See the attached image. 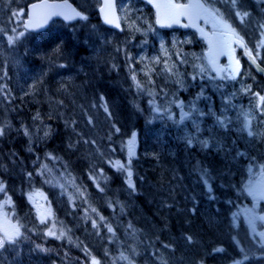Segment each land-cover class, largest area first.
I'll return each mask as SVG.
<instances>
[{
	"label": "rangeland",
	"instance_id": "rangeland-1",
	"mask_svg": "<svg viewBox=\"0 0 264 264\" xmlns=\"http://www.w3.org/2000/svg\"><path fill=\"white\" fill-rule=\"evenodd\" d=\"M75 1L85 11L95 10L102 3L101 0ZM30 2L0 0V128L4 129L0 146L14 143L15 130L19 129L15 117L21 114V109H27L17 101L29 96L33 102L30 109L34 111L22 127L27 131L30 147L51 138L52 118L62 119L65 126L76 130L74 146L83 144L94 189L83 185L70 168L40 158V171L51 176L47 187L18 196L17 187L2 183L0 217L13 220L16 226L26 228L27 233L31 229L43 237L68 239L85 252L86 264H239L243 259L264 264V248L251 244L250 229L240 218L225 217L229 212L227 207L215 208L197 199L199 187L209 189L217 176L235 190L237 198L241 192L255 193L249 188L256 189L254 179L256 176L257 181L260 179L264 160L253 156L250 150L257 147L260 138L254 141L245 138L242 147L236 144V133L243 131L242 123L245 124L248 114H253L248 106L238 107L234 114L230 112L235 106V96L248 93L254 96L252 107L264 108L260 100L264 97V83L256 88L250 83L233 88L221 85L214 96L225 93V99L208 98L209 106L198 105V89L189 91L191 83L202 86L205 77L214 76L204 61L201 51L205 49L194 47L189 34L166 35L156 26L152 12L133 0L120 3L124 34L94 24V20L67 28L75 39L86 38L85 50L89 51L70 67L73 57L61 40L44 45L41 34H32L31 38L25 29ZM232 10L236 16L237 12L250 11L239 7ZM220 12L227 15L228 9L221 8ZM257 22L254 15L248 23L254 26ZM60 23L56 22L52 30L63 32L62 28L58 29ZM82 30L93 33L96 41L92 43L84 33L80 34ZM9 36L16 38L14 42L9 43ZM27 55L38 62L30 63ZM89 61L99 62V68H108L110 73L117 74L123 68L128 82L124 89L126 98L144 115L146 133L162 137L159 145H154L153 138L146 142L142 137L146 133L140 132L134 141V155L129 157L128 142L134 132H126L117 121L122 120L119 103L115 107L107 101L111 99L105 94L106 89L99 99L92 97L80 83V73L74 71L75 67L83 71ZM200 107H205L203 115ZM184 113L189 115L182 119ZM217 117L225 121L226 127L217 123ZM214 122L219 129L214 128ZM207 128L208 135L202 132ZM245 131L244 127L247 135ZM177 141L182 144L178 152L171 150L172 143ZM8 152L14 161L20 160L14 147ZM169 153H173L175 161L166 158ZM241 155L243 160L239 158ZM142 156L155 161L152 168L157 176L140 180L132 173L129 178L126 171L115 166L120 161L132 172L130 165ZM231 163L237 164L241 171L229 169ZM112 168L125 172L126 177L118 179ZM178 168H184V172L179 173ZM148 169L151 167L139 169V173ZM231 172L237 177L229 178ZM129 179L134 187L129 186ZM226 196V203L233 202V196ZM9 199L11 202L5 203ZM20 206L23 208L19 216ZM187 212L199 220L188 219V229L184 230L179 216ZM174 219L180 224L178 230L174 229ZM189 227L203 228L205 242L211 241V246L196 249V239ZM49 231L55 235H48ZM23 238L19 236L15 244L0 250V264H61ZM46 255L50 258L46 259Z\"/></svg>",
	"mask_w": 264,
	"mask_h": 264
},
{
	"label": "trees",
	"instance_id": "trees-1",
	"mask_svg": "<svg viewBox=\"0 0 264 264\" xmlns=\"http://www.w3.org/2000/svg\"><path fill=\"white\" fill-rule=\"evenodd\" d=\"M93 14L94 12L91 14V16H93ZM61 34L62 33H57L56 36L58 35V37L61 38V44L65 45L67 50L71 48V55L73 57L71 63L72 67V64L77 63L78 50L83 47V44H80V42L77 41L78 39H75V37L71 35V33L65 34L63 36H61ZM56 36H49L48 38L44 37V42L54 40L56 39ZM27 57L31 59L29 60L30 62L34 61V59L30 58L28 55ZM35 60L38 59L35 58ZM96 74L97 73L94 72L91 77V81L93 84L96 79L99 84V78H95ZM104 76L105 81L112 79V76H109L107 73H104ZM49 77L50 79H52L51 74L49 75ZM114 79L117 81V83H119L120 87L124 86L126 82L124 71L114 76ZM104 86L106 88H110L112 85L104 83ZM17 102H20L22 107H25L27 109H21V114L16 115L15 117V121L19 126V129L15 130L14 135L16 136V139L14 143L12 144L11 141L6 143V146H0V179L16 185L21 192L44 188L47 181L51 179V176L40 171L38 167V161L40 158H46L49 160H53L63 168H70V170L77 174L79 181L83 185L90 189H94V183L89 174V158L87 159L82 152L83 144L79 143L75 146L73 144V142L75 141L76 130L70 128L71 126H65V123H63L62 119L52 118L51 122L53 123L56 133L54 132L55 134L53 133L50 139H47L46 141L41 142L38 146L32 148L29 145L26 133L24 132L22 125L29 121L31 113L34 111V109H30V106L33 105V102L32 99L29 98V96H26L22 99V101ZM10 105L14 107L13 102H10ZM23 116L26 117V120H23ZM128 120L132 122V120ZM128 120H124V123L123 121H119V123L124 126L126 132L130 130H127L128 125L130 128L138 126V123L128 124ZM138 127L140 128V125ZM10 145L12 146L9 147ZM12 147H14V150L19 157L18 159L20 160L14 161L13 157L9 154L8 150ZM166 158L175 161L174 159H171L172 156H167ZM178 169L179 173L184 172V168ZM114 174L116 176L119 175L117 172H114ZM145 175L152 178L157 176V173L154 169H152L150 171H146ZM212 181L213 184L209 189H207V187L203 185L199 187L197 199H201V201L203 202L211 203V205L215 208L225 207L226 195L229 193V188H227L226 186V181H223V179L219 176H217L216 179H213ZM185 183L188 185V182ZM27 205L30 206L28 203ZM179 218L184 223V225H181L183 226L181 228L184 230L188 229V219H191L194 222H196V220H199L196 216H193L191 212L183 213L179 216ZM173 222V226L176 227L174 229L178 230L177 227L180 226V224H177L175 219L173 220ZM189 230L193 233L194 236L199 239L206 237L203 228L189 227ZM28 238L40 245L44 244V246H46L51 251L59 253L65 258V262L67 263L72 260H76L82 262L83 264H86L88 261V258L85 255L84 251H82L73 242L68 241L67 239H49L44 243V241L40 237L35 236L31 233L28 234ZM205 244L206 242L204 241V239H202L200 248Z\"/></svg>",
	"mask_w": 264,
	"mask_h": 264
},
{
	"label": "flooded vegetation",
	"instance_id": "flooded-vegetation-1",
	"mask_svg": "<svg viewBox=\"0 0 264 264\" xmlns=\"http://www.w3.org/2000/svg\"><path fill=\"white\" fill-rule=\"evenodd\" d=\"M139 2L146 8H150L148 3H145L141 0H135ZM179 2L187 3L189 0H177ZM206 5L213 10H219L220 18L226 21L228 24L235 29L236 33H238L239 37L242 39V43L237 42L236 37L232 36L231 33H228L226 30V34L221 37L219 36L220 27L217 25L214 27V22L212 18H208V21L202 22L203 26L210 32V35L213 37H217V40L214 44L217 47H223L229 51L234 50L237 54L238 58L241 60L244 71L238 78H233L232 71L227 68V72L225 73V77L223 79H207L206 77L200 83L193 84L191 83L190 90L198 89L196 99L198 100L197 104L200 106H209L210 100L212 99H225V93H219L214 96L217 91L220 89L218 86L224 85L227 88H233L239 86L240 84H254L255 88L259 83H264V72H259L253 63L247 58V55H254V57L264 66V10L260 11L259 8L264 9V0H203ZM247 8L250 11L249 15L244 17L241 20L237 17L232 8ZM221 8L228 9V14L226 15L224 12H220ZM256 16L258 22L255 23L254 26L249 25V18H253ZM175 33V32H173ZM177 33L189 34L194 40V47L204 48V51H201L203 54V58L205 61V51L207 50V43L199 39L197 33L194 31H177ZM226 63V60H223ZM228 65V64H227ZM232 85V87H230ZM204 88V90H202ZM235 106L232 107L230 114H234L238 107L248 106L251 108V112L253 115H247V121H250V127L245 128L247 135L244 133V127L242 123V132H238L236 130L237 123L234 125V129L238 132L237 136V146L242 147L247 138L250 141L258 140L260 138V143H258L257 147L250 150L253 153V156H258L260 159L264 160V108H260L259 106H253L251 104V98L253 95L245 94L240 96H235ZM230 100H227L229 102ZM208 102V103H206ZM242 103V104H241ZM264 101H261L263 104ZM207 109V108H206ZM200 112L204 113L205 107H200ZM232 116V115H231ZM210 122V121H209ZM208 122V124H209ZM246 122V121H245ZM213 126L215 129H219L218 125L214 122ZM231 130V129H230ZM251 131L252 135H249L248 132ZM206 135L210 133L209 128L204 129L202 131ZM202 136V135H201ZM243 160V156L239 157ZM248 158H245L247 160ZM264 167V165H262ZM235 169L237 172L241 170L235 163H231V168ZM260 174V179L257 181V176L254 179V183L256 184L255 193H240L239 199L234 201L233 203L228 204V208L234 217H239L248 227L250 231V237L255 238L257 235L264 241V220H260L259 217H264V194L259 190V186L262 185L264 181V169ZM237 177V176H236ZM231 178V177H229ZM236 198L237 195L235 194ZM255 218V219H254ZM253 220L254 222H250Z\"/></svg>",
	"mask_w": 264,
	"mask_h": 264
},
{
	"label": "snow or ice",
	"instance_id": "snow-or-ice-1",
	"mask_svg": "<svg viewBox=\"0 0 264 264\" xmlns=\"http://www.w3.org/2000/svg\"><path fill=\"white\" fill-rule=\"evenodd\" d=\"M33 9H41V8H46V9H62L61 11H50L47 12L46 14H44L42 16V22H46L47 19L51 16V15H63L65 17V19H73L75 17H80L82 19H87L86 16H83L80 12L76 11L75 9H72L69 5H67L66 3L63 5H57V4H34ZM157 7H160L159 5H157ZM165 7L171 8L175 10V14L173 15L172 19L173 22L175 23H179V16L181 15H186L189 17L190 20H193V17L195 16L196 19H198L200 17V13H207L213 20L214 22V27H216L217 25L220 27V31H219V36L223 37L226 34V31L228 33H231L232 36L236 37L237 42L242 43V39L239 37L238 33H236L235 29L232 28V26L230 24H228L226 21H224L222 18H220L219 12L218 10H213L210 9L209 7H207L204 3H200L199 0H197L196 3H189V4H169V5H165ZM237 16H240L241 20H243L244 17L248 16L247 12H244L243 14L237 12ZM107 20V17H106ZM108 23H112V20H107ZM158 23L160 22L159 20L157 21ZM41 26V23H36L33 24L31 22V20L29 21L28 24L25 25V27H39ZM118 26V25H117ZM188 26V25H185ZM192 26H196L195 23L193 22ZM226 30V31H225ZM22 35V34H21ZM9 43L14 42V40L16 39L15 37L9 36ZM211 43V42H210ZM255 58L253 57V60ZM210 62L214 65L215 64V59L214 57L210 59ZM238 65V61L236 62ZM236 72H238V68L233 69V73L235 74ZM233 78H235V76L233 75ZM133 79H135V77H133ZM261 101H264V97H260ZM105 110L107 111V108H105ZM189 114L188 113H184L182 116V119L184 117H187ZM201 115H203V113H201ZM217 123L223 128L226 127L225 121L221 120L219 117H217ZM250 121H246L245 122V128H249L250 127ZM27 134V131H26ZM249 135H252V132L249 131L248 132ZM4 135V129L0 128V136ZM48 133L45 132V136H47ZM134 141H135V136H133V139L130 140L128 142V151H129V157H131L132 155H134V151H133V146H134ZM189 143H191V141H189ZM204 146L207 147V141L203 142ZM131 163V159H129L128 164ZM116 167H118L121 170H124L127 172L128 177L130 178L132 176V172L130 169L126 168L124 164H122L120 161H117L115 164ZM129 186L130 187H134V185L131 182V179H129ZM259 190L261 191L262 194H264V184L259 186ZM0 191H4V186L2 184V182H0ZM250 192H254L256 191V189L250 187L249 188ZM10 199L8 201H5V203H10ZM255 219V218H254ZM260 220H264V217H259ZM41 222H44V219L42 218ZM250 222H254L253 220H250ZM95 226V225H94ZM14 227V231L9 232L7 230H5L3 232V235H0V250H3L6 248L7 245L10 244H15L17 238L20 236V230L18 227ZM109 231H112L111 227H109L108 229ZM48 235H55L54 232L49 231ZM189 240L191 239V237L188 238ZM125 258L126 257H122ZM94 264H96V262H94Z\"/></svg>",
	"mask_w": 264,
	"mask_h": 264
},
{
	"label": "water",
	"instance_id": "water-1",
	"mask_svg": "<svg viewBox=\"0 0 264 264\" xmlns=\"http://www.w3.org/2000/svg\"><path fill=\"white\" fill-rule=\"evenodd\" d=\"M116 1L117 0H103V4L100 7L99 11H100V15H101L103 21L107 25H109V26H111L113 28L122 29L121 20H120L119 12H118V9H117ZM148 1L154 4V7H155L156 12H157V21L158 20L160 21L158 23V25L160 27H162V28L177 27V26H180L182 24V19L183 18H187L189 20V25L188 26L196 28L201 33L200 35L202 37H204L207 40V42L209 43L210 48H209L208 52H209V55L211 56V58L214 57V59H217V58H221L223 56V55H220V54H222L223 51H226L227 49L222 47L223 51L215 52L214 50L219 49V47H217L214 44L215 40L214 39H210V36H208V34H206L207 32L203 28H201V26H200V21H201V18L203 16V14H202L203 12L200 13V17L198 19H196L195 16H194L193 20H190L189 17L186 16V15H181V16H179V23H175V22H173V19H172L173 15L175 14V10L171 9V8H168V7H165V5H169V4H173V3L177 4L174 0H148ZM160 1H162V2H160ZM163 1H167V2H163ZM65 3L67 5H69L72 9H75L76 11L80 12L83 16H85V14L71 0H37V1H34V2L29 4V13H28V18L25 21V25L28 24L29 21L31 20V22L33 24L41 23V26H39V27H26V28L28 30H30V31H41V30H44L47 26H49L51 21L53 19H55V18H61V19L65 20L66 22H74L76 20L82 19L80 17H75V18L69 20V19H65V17L63 15H51L47 19L46 22H42V16L44 14H46L47 12H50V11H61L62 9L53 10V9L41 8V9L34 10L33 7H32L34 4H49V5L57 4V5H63ZM157 5H159L160 7H157ZM106 17H107V20H112L113 22L112 23H108L107 20H106ZM193 22L195 23L196 26H192ZM213 67L217 68L218 65L215 63L213 65ZM13 226L14 225L10 221H8L7 219H4L0 223V230L2 232H4L5 230H7L9 232H12V231L15 230Z\"/></svg>",
	"mask_w": 264,
	"mask_h": 264
},
{
	"label": "bare ground",
	"instance_id": "bare-ground-1",
	"mask_svg": "<svg viewBox=\"0 0 264 264\" xmlns=\"http://www.w3.org/2000/svg\"><path fill=\"white\" fill-rule=\"evenodd\" d=\"M62 33H63V32H62ZM75 36H76V35H75ZM49 41H50V40H49ZM24 157H25V156H24ZM78 167H79V166H78ZM83 171H84V170H83ZM22 177H23V176H22ZM29 179H30V178H29ZM29 179H28V180H29ZM81 252H82V251H81ZM83 257H84V256H83ZM79 262H80V261H79Z\"/></svg>",
	"mask_w": 264,
	"mask_h": 264
}]
</instances>
